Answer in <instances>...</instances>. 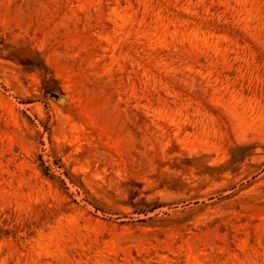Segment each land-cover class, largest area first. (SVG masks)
Returning a JSON list of instances; mask_svg holds the SVG:
<instances>
[{"label":"rangeland","instance_id":"374dc122","mask_svg":"<svg viewBox=\"0 0 264 264\" xmlns=\"http://www.w3.org/2000/svg\"><path fill=\"white\" fill-rule=\"evenodd\" d=\"M0 264H264V0H0Z\"/></svg>","mask_w":264,"mask_h":264},{"label":"water","instance_id":"95a60500","mask_svg":"<svg viewBox=\"0 0 264 264\" xmlns=\"http://www.w3.org/2000/svg\"><path fill=\"white\" fill-rule=\"evenodd\" d=\"M60 100H62V98Z\"/></svg>","mask_w":264,"mask_h":264}]
</instances>
